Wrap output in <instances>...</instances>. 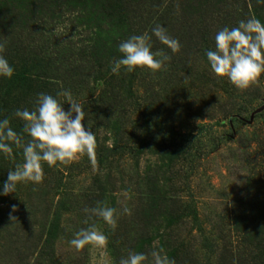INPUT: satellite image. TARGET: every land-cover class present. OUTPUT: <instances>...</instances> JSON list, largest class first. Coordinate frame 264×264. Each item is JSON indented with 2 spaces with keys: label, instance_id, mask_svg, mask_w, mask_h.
Returning a JSON list of instances; mask_svg holds the SVG:
<instances>
[{
  "label": "rangeland",
  "instance_id": "obj_1",
  "mask_svg": "<svg viewBox=\"0 0 264 264\" xmlns=\"http://www.w3.org/2000/svg\"><path fill=\"white\" fill-rule=\"evenodd\" d=\"M80 1L87 4L85 13L73 5L74 16L88 17L74 25L65 21L53 33L55 38L71 36L75 52L93 46L92 39L102 46L104 40L112 42L130 32L120 12L107 9L112 16L104 20L93 0ZM9 3L0 0V45H5L3 19ZM208 3L212 9L203 1L195 14L177 15L181 25L164 26L180 42L179 52L173 54L152 37L153 52L163 50L171 57L162 70L129 73L122 68L119 75L113 74L112 64L120 55L110 51L104 71L114 76L112 83L99 80V75H85L84 85L70 90L83 106L85 129L96 135L97 167L94 170L82 156L66 164L70 171L60 166L64 177L59 193L53 188L61 179L60 171L43 169L42 183H20L16 192L0 195V264H119L130 251L139 252L136 242L143 244L149 261L151 251L163 247L170 259L184 258L182 264H264V111L256 113L264 107V75L249 89L238 90L212 72L205 55L215 49V35L222 28L252 17L264 23V3L262 7L260 0ZM117 4L119 0L113 7ZM97 5L102 8V0ZM244 5L247 11L241 10ZM12 9V14L29 19L35 3L20 0ZM144 33L151 35L150 29ZM32 43L27 54L36 48ZM59 89L66 90L63 83ZM15 95L23 98L19 107L11 103ZM36 100L34 93H13L6 103L9 110L34 111ZM61 102L68 111L66 98ZM4 104L0 102V110ZM114 146L120 150L108 154ZM107 156L110 165L103 162ZM1 159L12 160L4 155ZM81 190H94L90 197L87 193L91 203L68 197ZM98 202L118 209L115 230L84 211ZM124 207L131 209L130 215L123 213ZM52 220L64 229L55 253L48 257L49 251L42 247L33 251V243L27 245L26 240ZM92 224L108 237L106 247L76 251L69 241ZM210 239L214 243L204 242Z\"/></svg>",
  "mask_w": 264,
  "mask_h": 264
},
{
  "label": "clouds",
  "instance_id": "obj_2",
  "mask_svg": "<svg viewBox=\"0 0 264 264\" xmlns=\"http://www.w3.org/2000/svg\"><path fill=\"white\" fill-rule=\"evenodd\" d=\"M260 2L264 3V0ZM153 36L173 54L180 51V42L169 36L164 26L157 25L152 28L151 35H132L119 44L118 51L121 55L114 60L111 72L119 75L123 68L129 73L140 69L155 74L162 70L171 57L163 50L153 52ZM2 49L3 45H0V50ZM205 55L208 65L218 78H227L238 90L249 89L264 75V23L252 17L241 20L236 27L222 28L215 35V49L207 50ZM14 73L15 69L8 59L0 55V78L11 79ZM57 97L66 98V103L70 105L68 111L64 110V103ZM57 97L40 93L34 111L17 110L15 116L24 121L21 132L14 130L9 118L0 119V154L15 159L14 145L16 149L22 150L23 157L22 163L8 171L0 195L7 196L16 192L20 183H42L45 163L48 167H56L87 156L93 169H96V135L91 128L85 129L83 106L73 99L69 90L58 92ZM25 136L28 137L27 141ZM12 211H16L15 205L12 206ZM84 211L90 213V216L98 217L113 230L116 229L117 208L102 206L98 202L96 207ZM123 213L130 215L131 209L124 207ZM69 243L76 251H81L86 246L103 249L108 243V237L92 224L76 232ZM150 255L149 261V256L144 252L130 251L127 257L120 259L119 264H175L163 247L154 248Z\"/></svg>",
  "mask_w": 264,
  "mask_h": 264
},
{
  "label": "trees",
  "instance_id": "obj_3",
  "mask_svg": "<svg viewBox=\"0 0 264 264\" xmlns=\"http://www.w3.org/2000/svg\"><path fill=\"white\" fill-rule=\"evenodd\" d=\"M19 1L20 0H9L11 7L7 11V16L5 15L3 19L4 23H6L5 33L7 34H5L3 38L5 45L2 44L3 49L0 50V55H4L15 69L14 76L11 79L0 78V102L5 103L0 110V119L5 117L9 118L11 126L17 132L22 131L24 121L19 120L15 116L16 108L14 107H19L21 104L20 101L23 100V98L15 95L11 101L14 105L13 110H9L6 102L11 98L13 93H20V95L25 92L30 94L34 93L36 98L40 93L57 97V93L61 91L59 89L60 84L63 83L66 90L69 91L79 90L81 86L84 85L85 79H83V77H85V75L88 78H92L93 75H99V80H105L106 84H110L114 76H110L109 71H104L107 66L105 61L110 51L114 52V56L116 54L121 55L118 51V46L122 41L127 40L132 35H143L144 31L148 29L151 31L152 28L157 25H181L180 21L177 19V15L181 12H183L181 14H184V11H186V14H195L198 12V4L203 1L207 2L206 8H213V5L208 3L210 0H119L120 4L115 5V7L113 6L118 0H102V8L97 5L98 0H93L92 5L96 9V13H99L100 10L101 13L99 14L103 16L102 19L105 20L106 17H110L111 11L107 9H112L113 14H118V12H120L119 14L123 16V19L126 17V27H128L130 32L118 37L112 42L104 40L102 46H99V43L92 39L93 46L81 47L75 52V45L71 40V36L66 37L60 35L55 38L53 34L55 31L54 28H59L65 21L70 25H74L75 23H79L80 19H86L88 15L84 17L83 14H80L81 16L78 14L75 17L76 10L73 9L72 6L77 5L83 10V13H85L84 8L86 9L87 4L85 6V3L80 0H34L35 14L33 15L34 12H31L33 17H29L30 21L25 15L11 13V11H13L12 8L18 5ZM189 1H192V3L188 5L187 3ZM240 1L245 3V0ZM262 6L263 3L260 4V7ZM247 8V5H244V7H241V10L244 9L247 11ZM15 15L17 16L15 17ZM134 22L136 24H133ZM9 28L10 30L15 29L16 31L12 30L11 32H7ZM207 28L206 26V29ZM49 29H52L51 34L46 31ZM30 40L34 41V44L30 42ZM202 42L206 41L204 40ZM30 43L35 45L36 48H34V52H29L30 54H28L30 56L25 59L24 55H28L27 52L31 45ZM108 43L111 44L109 45ZM113 89L114 91L111 92V94H113L112 99H114V92L116 90L115 87H113ZM57 99L62 101V97H57ZM98 103V101L92 102V104H88L87 107L92 105L95 106ZM27 139L28 137L25 136V141H27ZM114 147L113 150H109L107 153L116 155L117 150L120 149H118L117 146ZM13 152H15V159L12 158L10 161L9 159H1L3 155L0 157V190L7 180L8 171L14 170L16 164L23 162L22 150L16 149L13 145ZM120 154L122 155V152ZM110 161L111 156H107L103 162L110 165ZM60 166L61 165L48 167L46 163L43 165V169L46 171H60L58 174L61 175V179L57 183L58 185L53 188L55 193H59L63 183L62 178L64 177V171L60 170ZM65 166L66 170L67 165ZM67 170L70 171L69 169ZM87 193H89L88 196L90 197V195H94V190H81L78 196H76L77 194L75 193H71L68 197L87 198ZM50 195L51 193L49 196ZM88 201L91 203L90 199H88ZM53 216L57 218V210ZM63 229L64 228H62L60 224H56V220H52V223L41 226L38 232L34 234L30 233V237H28L26 243L27 245L33 243L31 248L33 251L42 247V251H49L48 257H52V254L55 253L56 242ZM204 242L214 243V240L210 239V242L209 240H204ZM136 244L139 248V252H142L143 244L141 242H136ZM180 249L181 248L176 249L178 253H180ZM184 250H187V248L185 247ZM191 257L192 256L187 257L186 259L188 260ZM171 259H173L176 264H182V260H184L180 255H172ZM225 261H223V263H225Z\"/></svg>",
  "mask_w": 264,
  "mask_h": 264
},
{
  "label": "water",
  "instance_id": "obj_4",
  "mask_svg": "<svg viewBox=\"0 0 264 264\" xmlns=\"http://www.w3.org/2000/svg\"><path fill=\"white\" fill-rule=\"evenodd\" d=\"M262 111H264V107L261 108V109H259L256 113H260V112H262ZM254 115H255V114H254Z\"/></svg>",
  "mask_w": 264,
  "mask_h": 264
}]
</instances>
